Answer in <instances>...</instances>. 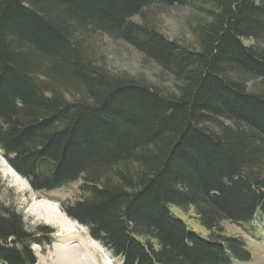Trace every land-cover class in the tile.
Wrapping results in <instances>:
<instances>
[{
	"label": "trees",
	"instance_id": "trees-1",
	"mask_svg": "<svg viewBox=\"0 0 264 264\" xmlns=\"http://www.w3.org/2000/svg\"><path fill=\"white\" fill-rule=\"evenodd\" d=\"M174 6L204 14L192 47L144 21ZM96 33L174 90L93 63ZM0 151L35 193L80 182L61 211L121 264L250 261L221 223L264 218V0H0ZM32 237L0 204V263L36 264Z\"/></svg>",
	"mask_w": 264,
	"mask_h": 264
},
{
	"label": "rangeland",
	"instance_id": "rangeland-1",
	"mask_svg": "<svg viewBox=\"0 0 264 264\" xmlns=\"http://www.w3.org/2000/svg\"><path fill=\"white\" fill-rule=\"evenodd\" d=\"M203 15L190 7H152L146 11L144 21L150 23L165 38L177 40L185 46L192 47L194 41L190 34V28ZM133 21L140 23L143 20L140 17H135ZM86 48L92 62L111 73L137 77L165 91L174 90L173 80L168 75L163 73L153 62L147 60L132 47L121 41H115L105 34L96 33L87 37ZM0 158L3 159L1 151ZM3 160L7 164L5 159ZM5 170V167H0V204L7 210H12L15 214L23 217L26 230L33 235V239L41 242L32 245L31 248L36 258V264H52L50 251L58 243L56 234L60 231V227L59 225L52 226L47 221L40 220L38 212L34 210L47 202L53 203L52 205L56 203L58 207L61 204H73L79 199L78 187L80 182L71 183L50 192L35 193L22 178L27 183L30 192L32 191L30 193L25 186L22 187L19 183L15 184L13 178ZM31 194L35 196L33 197ZM171 212L184 221L183 223L187 229L202 237L206 238L208 236V233L195 222L196 215L192 208L182 213L174 209ZM70 223L77 225L75 228L80 236L91 239L85 227L74 221ZM221 226L224 235L241 239L251 255L250 261L239 262L233 260L232 264H264V218L257 216L250 224H244V226L233 225L228 222L221 223ZM88 238L87 240H89ZM97 245L101 251L100 254L108 264H121L119 258L112 256L108 249L102 247L99 243Z\"/></svg>",
	"mask_w": 264,
	"mask_h": 264
},
{
	"label": "bare ground",
	"instance_id": "bare-ground-1",
	"mask_svg": "<svg viewBox=\"0 0 264 264\" xmlns=\"http://www.w3.org/2000/svg\"><path fill=\"white\" fill-rule=\"evenodd\" d=\"M0 167H5L8 175L13 178L15 184L20 186H25L30 192L27 183L19 177L8 164L0 158ZM25 191V190H24ZM32 192V191H31ZM30 192V193H31ZM33 197L34 194H31ZM47 202L46 204L40 206L37 211L38 218L40 220L47 221L50 225H59L60 233L56 234L58 243L55 244L50 251V258L52 264H108L104 257L100 254L101 251L96 243V241L88 238H83L79 235L76 230L75 223L71 224V220L64 217V214L60 211L58 205L55 203ZM57 205V207H55ZM33 209V208H32ZM32 212V211H31ZM36 212V214H37ZM30 213V212H29ZM35 214V212H34ZM46 222V223H47ZM45 262V261H44Z\"/></svg>",
	"mask_w": 264,
	"mask_h": 264
}]
</instances>
